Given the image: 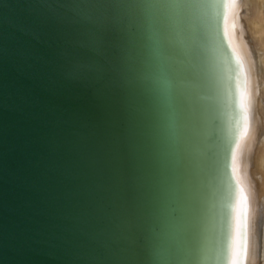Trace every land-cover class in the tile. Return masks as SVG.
<instances>
[{
    "label": "water",
    "instance_id": "95a60500",
    "mask_svg": "<svg viewBox=\"0 0 264 264\" xmlns=\"http://www.w3.org/2000/svg\"><path fill=\"white\" fill-rule=\"evenodd\" d=\"M180 21L178 0H0V264H183Z\"/></svg>",
    "mask_w": 264,
    "mask_h": 264
},
{
    "label": "bare ground",
    "instance_id": "6f19581e",
    "mask_svg": "<svg viewBox=\"0 0 264 264\" xmlns=\"http://www.w3.org/2000/svg\"><path fill=\"white\" fill-rule=\"evenodd\" d=\"M263 7L188 0V15L178 0L172 40L189 136L183 264H264Z\"/></svg>",
    "mask_w": 264,
    "mask_h": 264
},
{
    "label": "rangeland",
    "instance_id": "374dc122",
    "mask_svg": "<svg viewBox=\"0 0 264 264\" xmlns=\"http://www.w3.org/2000/svg\"><path fill=\"white\" fill-rule=\"evenodd\" d=\"M264 6V0H262V7ZM263 11H264V7H263ZM264 25V24H263Z\"/></svg>",
    "mask_w": 264,
    "mask_h": 264
}]
</instances>
